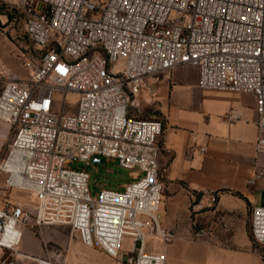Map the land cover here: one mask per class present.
<instances>
[{
  "label": "built area",
  "instance_id": "built-area-1",
  "mask_svg": "<svg viewBox=\"0 0 264 264\" xmlns=\"http://www.w3.org/2000/svg\"><path fill=\"white\" fill-rule=\"evenodd\" d=\"M14 1L39 51L23 56L24 77L0 63V120L11 126L0 153V264H15L2 259L6 251L66 264L21 251L25 226L54 225L70 226L116 264H166L149 246L176 237L160 216L164 121L132 116L130 107L163 74L194 66L203 89L253 94L264 131V0ZM56 93L76 94V113L64 100L57 111ZM256 149L264 152V137ZM94 156L144 175L94 199L89 173L65 168ZM13 191L35 200L13 201ZM251 234L264 246V206L252 208Z\"/></svg>",
  "mask_w": 264,
  "mask_h": 264
},
{
  "label": "crops",
  "instance_id": "crops-1",
  "mask_svg": "<svg viewBox=\"0 0 264 264\" xmlns=\"http://www.w3.org/2000/svg\"><path fill=\"white\" fill-rule=\"evenodd\" d=\"M11 62L12 70L24 77L22 65ZM141 101L164 121L159 138L164 184L160 216L162 227L176 235L165 246L166 264H264V246L234 238L223 228L201 226L207 213L202 210L214 200L222 209L264 206V152L256 149L264 131L258 127L255 96L203 89L198 69L182 66L152 82ZM10 134V124L0 120V153ZM88 249L93 259L75 264H116L101 250Z\"/></svg>",
  "mask_w": 264,
  "mask_h": 264
},
{
  "label": "rangeland",
  "instance_id": "rangeland-1",
  "mask_svg": "<svg viewBox=\"0 0 264 264\" xmlns=\"http://www.w3.org/2000/svg\"><path fill=\"white\" fill-rule=\"evenodd\" d=\"M36 10L42 11L43 4H37ZM38 51L39 48L30 41L25 32L20 5L14 0H0V56L5 59L4 61L0 58V63L12 69V60L18 65H22L23 56L36 55ZM23 76H26L25 70ZM55 97L58 102L55 108L57 111L60 109V102L64 100L66 102L65 112L68 114L76 113L79 100L77 95L56 93ZM138 100V107L131 105L130 114L135 117L155 119L156 115L153 108L146 106L148 102H142L141 98ZM95 160H99V162L96 164ZM65 168L89 173V190L94 199L98 198L103 189L123 192L127 185L138 181L144 175L140 171L123 168L117 159H109L103 156H94L89 165L85 162L69 161L65 164ZM4 178L5 175L0 173V186L3 184ZM10 198L13 201L27 204L34 202V197L24 192L13 191L9 196ZM202 211L207 212L202 217V227L223 228L234 238L244 237L254 242L251 234L252 206L249 203L244 205L243 209L238 207L222 209L214 200ZM195 226L200 227L199 224ZM24 232L22 252L25 249L26 253L33 256L50 258L66 264L93 259V255L90 254L88 247L82 243L79 234L68 225L25 226ZM149 246L155 252L166 254L165 246L160 240H151ZM36 252L39 254H35ZM68 256L70 257L68 258ZM2 259L8 262L14 260L15 264H17L16 262L35 264L31 259H21L17 255L12 256L9 251L4 253Z\"/></svg>",
  "mask_w": 264,
  "mask_h": 264
},
{
  "label": "bare ground",
  "instance_id": "bare-ground-1",
  "mask_svg": "<svg viewBox=\"0 0 264 264\" xmlns=\"http://www.w3.org/2000/svg\"><path fill=\"white\" fill-rule=\"evenodd\" d=\"M73 95H76V94H73ZM29 195H31V194H29ZM31 196H33V197H34V195H31ZM34 200H35V197H34ZM21 254H22V253H21V252H19V255H18V256L20 257V256H21Z\"/></svg>",
  "mask_w": 264,
  "mask_h": 264
},
{
  "label": "water",
  "instance_id": "water-1",
  "mask_svg": "<svg viewBox=\"0 0 264 264\" xmlns=\"http://www.w3.org/2000/svg\"><path fill=\"white\" fill-rule=\"evenodd\" d=\"M99 162V160H95V163L97 164Z\"/></svg>",
  "mask_w": 264,
  "mask_h": 264
}]
</instances>
